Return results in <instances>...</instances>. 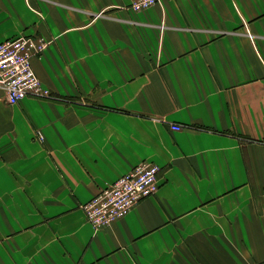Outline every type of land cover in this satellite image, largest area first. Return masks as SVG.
Listing matches in <instances>:
<instances>
[{
    "label": "crops",
    "instance_id": "1",
    "mask_svg": "<svg viewBox=\"0 0 264 264\" xmlns=\"http://www.w3.org/2000/svg\"><path fill=\"white\" fill-rule=\"evenodd\" d=\"M127 4L0 0L48 94L0 88V264H264V0ZM142 160L156 192L94 229Z\"/></svg>",
    "mask_w": 264,
    "mask_h": 264
},
{
    "label": "built area",
    "instance_id": "2",
    "mask_svg": "<svg viewBox=\"0 0 264 264\" xmlns=\"http://www.w3.org/2000/svg\"><path fill=\"white\" fill-rule=\"evenodd\" d=\"M161 1L128 0L127 6L141 9ZM46 44L43 38L30 35H20L0 42V88L6 93V102L16 103L25 94L48 95L42 89L31 63L32 58L39 56ZM158 170L153 162L142 160L84 202L81 209L93 228L111 224L125 215L139 200L153 195L158 189Z\"/></svg>",
    "mask_w": 264,
    "mask_h": 264
}]
</instances>
